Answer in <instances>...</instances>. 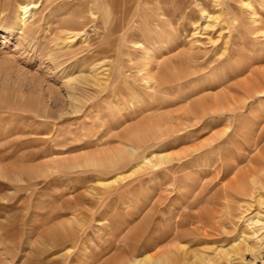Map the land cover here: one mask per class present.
<instances>
[{"label": "rangeland", "instance_id": "obj_1", "mask_svg": "<svg viewBox=\"0 0 264 264\" xmlns=\"http://www.w3.org/2000/svg\"><path fill=\"white\" fill-rule=\"evenodd\" d=\"M128 1L0 0V264H264V0Z\"/></svg>", "mask_w": 264, "mask_h": 264}, {"label": "bare ground", "instance_id": "obj_2", "mask_svg": "<svg viewBox=\"0 0 264 264\" xmlns=\"http://www.w3.org/2000/svg\"><path fill=\"white\" fill-rule=\"evenodd\" d=\"M126 1V3H125V5L127 4V1L128 0H125ZM166 1V0H165ZM129 2V1H128ZM263 3V2H262ZM131 4V3H130ZM29 5L30 4H28V5H24V6H22L21 7V14H20V17H21V20H22V22L23 23H25L26 22V19H27V12H28V10H29ZM111 6H112V9H116V5L113 3V4H111ZM246 6H248V7H250V9L254 12L253 14H255L256 13V8H255V5H253V2H252V0H247L246 1ZM130 7V6H129ZM128 8V7H127ZM126 10V9H125ZM125 12V11H124ZM174 13V12H173ZM206 14H208L207 12H206ZM211 14V13H210ZM207 17H209V18H212V19H214V21H217L218 19H219V16H213V14H211V15H207ZM256 19V18H255ZM255 21H258V20H255ZM74 22V21H73ZM258 22H260V21H258ZM257 23V22H256ZM263 23V22H262ZM207 26V25H206ZM72 33V32H71ZM78 33H74V36L75 35H77ZM68 35V34H67ZM79 35V34H78ZM61 36V35H60ZM57 38H59V37H57ZM68 38V37H67ZM104 52H106V51H104L103 50V53ZM97 64V63H96ZM96 64L94 65V67L95 68H93V70H95V71H97V70H100L99 68H96ZM99 64H101V63H99ZM100 66V65H99ZM101 71V70H100ZM96 72V73H94V75H92L93 76V78L95 79V80H97V82H102L103 81V77H101L100 75H98V74H100V73H102V72ZM97 82H93V83H95V84H100V83H97ZM252 85V84H251ZM252 86H254V85H252ZM250 87V86H249ZM248 88V87H247ZM253 88V87H252ZM252 88H250V90L252 89ZM256 88V87H255ZM247 91H249V89L247 90ZM250 92V91H249ZM248 92V93H249ZM263 92H264V89L262 90H258V88L257 89H254V90H251V92L247 95V99H251V98H253L254 96H256V94H260V95H262L263 94ZM247 93V92H246ZM250 128V127H249ZM246 130V129H245ZM254 130L252 129L251 130V140H249V142H248V147L250 146V147H254L255 149H258L259 148V146L256 144L257 142L255 141V136L253 135L254 133ZM249 138V139H250ZM246 140V139H245ZM259 140H260V138H259ZM252 141V142H251ZM264 147V146H263ZM262 147V149H260V152H258V154L256 155V156H254L252 159H251V161H254V160H258L259 162L261 161V162H264L263 160H264V148ZM158 157H159V160L161 161V162H166L167 163V161H169L168 160V158H166V156L164 155V154H161V155H158ZM216 161V160H215ZM214 161V162H215ZM256 162V161H255ZM256 165H259V164H256ZM261 165H263V164H261ZM261 165H259V166H261ZM255 167V166H254ZM253 167V168H254ZM252 168V167H251ZM250 168V169H251ZM252 168V169H253ZM258 169V168H257ZM260 169V168H259ZM255 168L253 169V172H255ZM227 171H228V169H227ZM257 175V174H256ZM256 175H254L253 177V179H252V181H250V182H243V181H241V184L239 185V192H241V194H243V196L244 195H246V196H244V197H242V200H241V202L242 201H244L243 202V204H240L239 205V211L242 209L243 210V208H245V206H247V209H248V207L251 205V200H249V199H252V201L253 200H256V201H258V202H260V203H264V192H262L263 191V189H264V179L261 177H257ZM241 176V175H240ZM239 177V176H238ZM242 177H243V175H242ZM247 209L245 208V211H247ZM241 210V214H240V216L238 217L239 219H242V218H244V212ZM237 215V214H236ZM263 218V217H262ZM260 216H255V217H253V218H251V221H252V223L254 224V226H261V227H259V229H257L256 231H254V237H256V238H258L261 234H263V232H264V222L262 221L263 219H262ZM244 220V219H243ZM251 224V223H250ZM251 228V227H250ZM256 228V227H255ZM259 230H262L260 233H259ZM262 239V238H261ZM259 242V241H258ZM264 247V246H263ZM249 251H254V249H248ZM215 254H216V257H214L213 259H211V261L213 260H215L216 259V261H217V264H234L233 263V258L228 254V253H226L225 251H219V250H217L216 252H215ZM167 258L165 259V260H162L161 259V261H160V264H180L183 260H185L186 259V257H185V259L184 258H179V257H175V255H174V257H169V256H166ZM210 261V260H209Z\"/></svg>", "mask_w": 264, "mask_h": 264}]
</instances>
